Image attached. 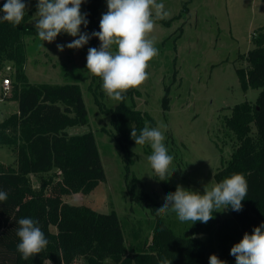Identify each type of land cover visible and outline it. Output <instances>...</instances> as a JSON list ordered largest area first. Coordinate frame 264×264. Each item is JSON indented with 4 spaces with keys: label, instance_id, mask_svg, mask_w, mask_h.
<instances>
[{
    "label": "rangeland",
    "instance_id": "rangeland-1",
    "mask_svg": "<svg viewBox=\"0 0 264 264\" xmlns=\"http://www.w3.org/2000/svg\"><path fill=\"white\" fill-rule=\"evenodd\" d=\"M37 1L22 0L27 4L26 12L33 10ZM157 2H162L168 13L165 18L157 19L153 10L154 29L148 38L154 40L158 54L148 64V79L137 87L138 93L133 98L129 96L127 103L135 101L137 109L155 119V127L160 121L168 126L163 143L173 156L167 174L170 185L203 194L207 184L211 188L217 183L215 174L231 158L237 143L225 126V117L238 103L249 101L255 105L261 92V88H245L240 71L248 69L247 54L254 46L253 38L264 27V0ZM107 10V0H101L99 19ZM36 11L29 21L34 27ZM81 13H85L83 3ZM80 32L90 35L83 25ZM78 38L61 33L48 43L38 35L26 36V73L33 84L76 83L81 87L88 122L68 130L71 134L94 133L106 180L85 191L66 183L54 169L31 175V182L38 189L48 181L47 192L60 190L62 199L70 204L87 205L103 213L115 211L123 225L127 248L147 250L153 242L158 217L134 196L148 193L162 206L170 192L155 177L147 159L152 154L150 144L136 146L116 140L111 112L105 110L115 109L120 101L106 95L102 78L86 68L88 49H98L100 45H94L91 38L80 49L65 47L62 52L57 49V44L66 45ZM11 72L3 70L0 81ZM166 92L169 110H164L162 105ZM12 100H0V121L17 111L18 103ZM16 160L17 152L12 147L0 145V164L16 166ZM161 219L165 239L190 234L192 222H180L175 213L169 212ZM237 228L229 208L214 213L204 233L199 234L208 259L215 254L231 264L234 256L230 255V249L240 240ZM52 230L57 231L55 227ZM44 264L54 263L47 259ZM69 264H86V258L79 257Z\"/></svg>",
    "mask_w": 264,
    "mask_h": 264
},
{
    "label": "trees",
    "instance_id": "trees-1",
    "mask_svg": "<svg viewBox=\"0 0 264 264\" xmlns=\"http://www.w3.org/2000/svg\"><path fill=\"white\" fill-rule=\"evenodd\" d=\"M5 2H0V9ZM37 3L18 26L0 20V73L7 65L12 66L11 98L18 101L17 112L0 121V145L17 152L16 166L0 164V190L7 192V200L0 202V264H44L47 259L54 264H69L79 257L86 258V264H161L165 258L172 264H209L206 246L199 236L207 223L197 221L188 236L165 239L161 215L156 213L161 204L148 193L132 196L158 217L153 242L147 250L130 251L115 211L103 213L87 205L65 202L60 190L47 192L48 181L38 189L33 186L31 175L54 169L66 183L85 191L106 180L94 133L68 131L69 127L88 122L81 87L76 83L33 84L28 79L24 38L37 35L35 27L29 24ZM83 4L88 20L86 29L90 34L100 31L101 0H85ZM3 15L0 11V17ZM92 41L100 45L98 38L92 37ZM253 44L247 54L249 67L240 71V79L245 88H261V92L255 105L243 101L225 117V126L237 143L231 158L215 174L217 183L236 173L243 174L247 181L242 210L229 208L237 223L239 242L245 233L252 234L254 227L264 223V27L258 30ZM167 92L162 99L164 110H169ZM135 93L137 88L129 89L115 109L105 110L111 112L115 137L121 144L135 143L131 128L139 135L146 121L150 127L156 126L155 119L137 109L135 101L127 103ZM3 97L7 95L2 93ZM155 177L160 179L156 173ZM160 182L170 193L175 192L177 186L170 185L167 176ZM26 217L37 221L48 240L47 246L28 260L22 259L17 250L20 241L16 234L17 221ZM233 261L235 257L231 264Z\"/></svg>",
    "mask_w": 264,
    "mask_h": 264
},
{
    "label": "clouds",
    "instance_id": "clouds-1",
    "mask_svg": "<svg viewBox=\"0 0 264 264\" xmlns=\"http://www.w3.org/2000/svg\"><path fill=\"white\" fill-rule=\"evenodd\" d=\"M85 0H38L35 14V29L38 38L43 42L52 43L61 33L72 37L79 36L72 42L57 44V49H80L92 37L100 41L99 48L90 47L86 57L87 70L102 78V89L110 98L121 101L124 93L137 88L148 79L149 62L158 54L154 40L148 34L154 29L153 10L155 18L163 19L168 13L165 5L157 0H107V12L100 19V31L81 33L83 25L88 26L87 13H81V5ZM27 4L22 0H6L4 15L0 20L13 26L21 24L26 15ZM167 125L160 121L157 127H150L148 122L140 131L131 128V138L136 146L150 144L152 154L147 157L160 181H165L173 156L163 143L164 131ZM163 130V131H162ZM172 175V174H171ZM248 193V184L243 174L236 173L214 183L208 184L204 193L185 189L177 185L175 192L164 197V203L156 209L157 215L169 212L176 214L180 222L199 221L207 223L214 218L215 212H223L228 208L239 212L242 201ZM7 200V192L0 190V202ZM16 234L19 238L17 250L22 259L41 252L48 240L32 218H21L17 221ZM230 255L235 257L236 264H264V223L254 227L252 234L245 233L242 240L230 249ZM161 264H172L165 258ZM209 264H226L215 254L209 256Z\"/></svg>",
    "mask_w": 264,
    "mask_h": 264
},
{
    "label": "built area",
    "instance_id": "built-area-1",
    "mask_svg": "<svg viewBox=\"0 0 264 264\" xmlns=\"http://www.w3.org/2000/svg\"><path fill=\"white\" fill-rule=\"evenodd\" d=\"M5 69L7 71L13 70L11 65H7ZM11 87H12V79L10 75H7L0 81V91H2L4 95H8L11 92Z\"/></svg>",
    "mask_w": 264,
    "mask_h": 264
},
{
    "label": "crops",
    "instance_id": "crops-1",
    "mask_svg": "<svg viewBox=\"0 0 264 264\" xmlns=\"http://www.w3.org/2000/svg\"><path fill=\"white\" fill-rule=\"evenodd\" d=\"M32 16H33V15H32ZM27 60H28V59H27ZM26 64H27V63H26ZM26 69H27V66H26ZM27 76H28V75H27ZM30 83H31V82H30ZM39 84H41V83H39ZM11 94H12V93H11ZM11 94H10V93L8 94V98H0V100H4V101H5V100H8V99H12V98H11ZM15 101H17V100H14V99L12 100V102H15ZM17 103H18V101H17ZM17 110H18V108H17ZM16 112H17V111H16ZM68 131H69V130H68Z\"/></svg>",
    "mask_w": 264,
    "mask_h": 264
}]
</instances>
